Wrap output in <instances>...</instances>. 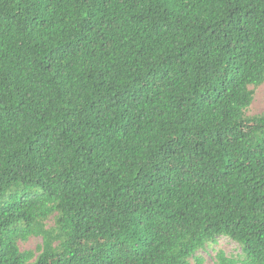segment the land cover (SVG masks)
<instances>
[{"label": "trees", "instance_id": "1", "mask_svg": "<svg viewBox=\"0 0 264 264\" xmlns=\"http://www.w3.org/2000/svg\"><path fill=\"white\" fill-rule=\"evenodd\" d=\"M263 83L264 0H0V264H264Z\"/></svg>", "mask_w": 264, "mask_h": 264}, {"label": "rangeland", "instance_id": "2", "mask_svg": "<svg viewBox=\"0 0 264 264\" xmlns=\"http://www.w3.org/2000/svg\"><path fill=\"white\" fill-rule=\"evenodd\" d=\"M255 91L253 103L248 109V114L264 111V83L257 87ZM41 242V237H30L27 241L21 242L20 246L23 250L35 249ZM219 250H223L229 257L242 253V248L236 241L229 237H220L216 244L211 245L207 250L200 251V254L205 258V264H216V254Z\"/></svg>", "mask_w": 264, "mask_h": 264}]
</instances>
